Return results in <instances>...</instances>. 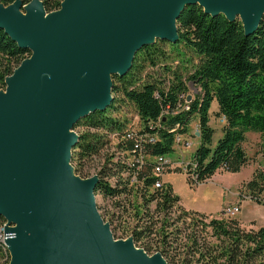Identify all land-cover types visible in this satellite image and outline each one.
<instances>
[{
	"label": "trees",
	"instance_id": "obj_1",
	"mask_svg": "<svg viewBox=\"0 0 264 264\" xmlns=\"http://www.w3.org/2000/svg\"><path fill=\"white\" fill-rule=\"evenodd\" d=\"M15 1L0 3L7 6ZM20 1L26 5L31 0ZM40 1L51 12L60 9L63 0ZM175 24L174 41L156 39L143 46L125 73L111 76V99L105 109L94 110L73 124L77 140L69 163L75 175L88 178V162L107 145H115L117 154L106 157V163L93 174L97 178L94 195L113 200L118 211L104 219L115 238L131 237L136 247L150 255L158 252L167 264H264V227L245 231L231 216L206 221V214L185 210L172 186L153 172L155 157L174 151L177 138L189 134L195 119L199 146L186 167L190 181H205L218 170L236 173L247 164L242 146L246 133H264V16L257 29L246 34L239 17L212 16L193 4L180 12ZM168 49L181 59L185 53L195 55L193 70L185 77L182 61L159 63L167 59ZM30 55L0 28V89L6 88L5 79ZM145 65L151 71H144ZM158 67L165 73L162 79L153 76ZM186 79L199 93L192 94ZM214 99L216 115L224 117V126L211 147L214 130L209 109ZM124 106L135 112L137 127L119 114ZM156 181L162 183L160 187H155ZM243 188L251 199L264 204V170H255ZM153 201L155 207L150 210ZM131 211L132 226L125 218ZM5 220L0 216V221ZM178 221L197 229L209 227L211 236L221 242L204 247L193 230L182 243L181 230L175 225ZM0 258L4 259L0 264L10 261L1 241Z\"/></svg>",
	"mask_w": 264,
	"mask_h": 264
},
{
	"label": "water",
	"instance_id": "obj_2",
	"mask_svg": "<svg viewBox=\"0 0 264 264\" xmlns=\"http://www.w3.org/2000/svg\"><path fill=\"white\" fill-rule=\"evenodd\" d=\"M239 17L246 34L264 16V0H63L46 12L40 0L0 3V28L31 52L0 92V216L8 225V264H166L112 238L97 213L95 175L72 176L73 124L111 99L113 74L156 39L174 41L189 5ZM190 99V96H188ZM199 136V132L196 134Z\"/></svg>",
	"mask_w": 264,
	"mask_h": 264
},
{
	"label": "rangeland",
	"instance_id": "obj_3",
	"mask_svg": "<svg viewBox=\"0 0 264 264\" xmlns=\"http://www.w3.org/2000/svg\"><path fill=\"white\" fill-rule=\"evenodd\" d=\"M19 11L21 14L25 15L27 13V6L20 7ZM166 48H168L166 46ZM168 57L165 60H161L159 63L169 64L174 61H182V73L185 77L188 71H192L193 65L195 64V55L185 53L182 59L176 56L175 53H172L169 49L167 50ZM31 57L28 56L25 60H29ZM151 71L149 65H145L144 71ZM158 79H162L165 76L164 71L158 67L155 69L154 75ZM186 84L188 89L192 92L199 93V89L191 81L186 79ZM1 93H5L6 89H0ZM191 94V93H190ZM218 111V104L216 99L211 103L209 109V124L213 128V136L211 140V147H214L217 140L222 136V128L224 122L221 121L220 117L216 115ZM127 118L129 122L133 124V127H137L135 112L130 107H123L119 113ZM130 123V124H131ZM197 128V129H196ZM195 129L198 131L197 120L191 122V128L189 134L185 136L186 140L190 142V145L184 146L183 144H175L174 151L169 153L167 157L169 158L171 164L169 170L164 171L160 176L164 181L166 180L175 190L176 194L180 197V200L188 208L198 209L200 212L207 213L205 218L208 221L211 218H221L222 216H227L228 210H233L237 208L238 210L232 213L231 217L238 219L241 228L245 231H255L260 227H264V204L259 203L256 200L251 199L243 188V184L251 179L255 170H264V133L252 132L249 131L246 133V140L243 142L242 146L247 154L248 162L243 166L238 172L230 173L222 170L216 171L210 178L205 181L194 183L188 179L186 165H188L194 152L199 146V137L194 134ZM70 133L76 134L74 130H71ZM116 148L113 143L107 145L97 156H94L93 159L87 164V172L89 174L88 178L92 177L93 174H96L99 169L106 163V157H109L111 154H117L115 152ZM114 155V157H115ZM181 166V170H178V166ZM72 169V167L70 166ZM72 176L78 180H85L78 175H75L72 170ZM95 206L97 213L103 220L108 219L112 212L117 213L118 211L114 207L113 200L102 197L97 194L94 195ZM261 198L264 202V191L262 192ZM155 201L149 204L150 210H154ZM235 208V209H234ZM133 214V211L129 213V216ZM175 213L173 216H175ZM105 216V217H104ZM125 215L130 226L134 224L133 219ZM189 222V221H186ZM181 230L180 237L182 243L187 242L186 236L189 235L193 230L197 232V235L200 236V244L204 243H213L217 244L221 241H218L216 237L211 236V229L205 228L197 229L194 226L184 225L182 222L178 221L176 224ZM7 228H14L13 225H8L7 220L0 221V240L5 243L8 236ZM171 230V229H170ZM202 230V231H201ZM112 234V233H111ZM119 234V233H118ZM112 238L116 241H126L128 238H115L112 235ZM133 246L136 247L134 244ZM7 247V246H6ZM141 249V248H139ZM10 255V261L12 259V253L7 248ZM146 256L151 258L156 252L152 255L147 254L143 249H141ZM182 250V248H180ZM3 258H0V263L3 262ZM164 260V259H163ZM165 262V260H164ZM166 263V262H165ZM167 264V263H166Z\"/></svg>",
	"mask_w": 264,
	"mask_h": 264
},
{
	"label": "built area",
	"instance_id": "obj_4",
	"mask_svg": "<svg viewBox=\"0 0 264 264\" xmlns=\"http://www.w3.org/2000/svg\"><path fill=\"white\" fill-rule=\"evenodd\" d=\"M186 109H188V107H186ZM220 119H221V121L222 122H224V117H220ZM197 129V128H196ZM195 129V131H194V134H197V132H199V131H197ZM177 144H183L184 146H187V145H190L191 143L190 142H188L187 140H186V138H184V137H178L177 138V142H176ZM154 162H155V167H154V174L155 175H158V174H162L163 172H164V170H165V167L166 166H170V164H171V162H170V160H169V158L166 156V155H160V156H156L155 157V159H154ZM180 166H182V165H180ZM186 167H187V165H186ZM185 170V172H186V170L187 169H184ZM161 182H159V181H156V183L154 184L155 185V187H160L161 186ZM235 209V208H234ZM238 209L236 208L235 209V211H233V210H228L227 211V213L228 214H226L227 216H231L232 215V213L234 212H236ZM1 241V240H0ZM2 242V241H1ZM3 243V245L5 246V243L4 242H2ZM6 247V246H5Z\"/></svg>",
	"mask_w": 264,
	"mask_h": 264
},
{
	"label": "crops",
	"instance_id": "obj_5",
	"mask_svg": "<svg viewBox=\"0 0 264 264\" xmlns=\"http://www.w3.org/2000/svg\"><path fill=\"white\" fill-rule=\"evenodd\" d=\"M162 181H163V180H162ZM163 182H164V183H167L166 180H164ZM172 190H173V192L176 194V192H175V190L173 189V187H172ZM179 204H180L185 210H187V211H195V212H199V213H201V214H207V213L200 212L198 209H192V208H188V207H186V205H184L183 202H182L181 200L179 201Z\"/></svg>",
	"mask_w": 264,
	"mask_h": 264
},
{
	"label": "bare ground",
	"instance_id": "obj_6",
	"mask_svg": "<svg viewBox=\"0 0 264 264\" xmlns=\"http://www.w3.org/2000/svg\"><path fill=\"white\" fill-rule=\"evenodd\" d=\"M4 95H5V93H4ZM70 134H71V133H69V135H70ZM138 250H139L138 248L134 249L135 252H139Z\"/></svg>",
	"mask_w": 264,
	"mask_h": 264
}]
</instances>
